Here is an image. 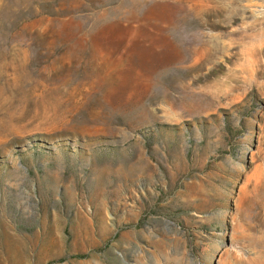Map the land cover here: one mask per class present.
I'll list each match as a JSON object with an SVG mask.
<instances>
[{
    "label": "rangeland",
    "instance_id": "374dc122",
    "mask_svg": "<svg viewBox=\"0 0 264 264\" xmlns=\"http://www.w3.org/2000/svg\"><path fill=\"white\" fill-rule=\"evenodd\" d=\"M0 264H264V0H0Z\"/></svg>",
    "mask_w": 264,
    "mask_h": 264
}]
</instances>
